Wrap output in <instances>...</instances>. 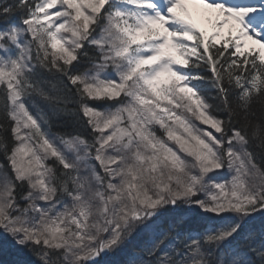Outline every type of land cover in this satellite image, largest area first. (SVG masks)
I'll return each instance as SVG.
<instances>
[{"label":"snow or ice","instance_id":"snow-or-ice-1","mask_svg":"<svg viewBox=\"0 0 264 264\" xmlns=\"http://www.w3.org/2000/svg\"><path fill=\"white\" fill-rule=\"evenodd\" d=\"M0 264H264V0H0Z\"/></svg>","mask_w":264,"mask_h":264},{"label":"trees","instance_id":"trees-1","mask_svg":"<svg viewBox=\"0 0 264 264\" xmlns=\"http://www.w3.org/2000/svg\"><path fill=\"white\" fill-rule=\"evenodd\" d=\"M19 258L20 257H18L14 253L0 254V261H13V260H17Z\"/></svg>","mask_w":264,"mask_h":264}]
</instances>
